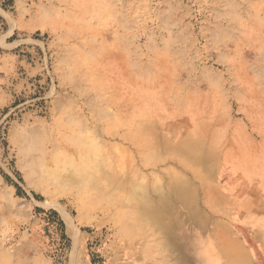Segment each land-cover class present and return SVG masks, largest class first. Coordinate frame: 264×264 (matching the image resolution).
Masks as SVG:
<instances>
[{
  "label": "rangeland",
  "instance_id": "obj_1",
  "mask_svg": "<svg viewBox=\"0 0 264 264\" xmlns=\"http://www.w3.org/2000/svg\"><path fill=\"white\" fill-rule=\"evenodd\" d=\"M18 1L41 69L11 92L1 36L0 264H189L185 222L205 264H264V0Z\"/></svg>",
  "mask_w": 264,
  "mask_h": 264
},
{
  "label": "crops",
  "instance_id": "obj_2",
  "mask_svg": "<svg viewBox=\"0 0 264 264\" xmlns=\"http://www.w3.org/2000/svg\"><path fill=\"white\" fill-rule=\"evenodd\" d=\"M0 16L4 20V27L0 31V38L3 34H6L5 47L6 49L2 51L6 54L7 61L9 62V75L8 81L10 80V84L12 87L10 91L20 92L22 89H25L28 78L21 77V70H23L28 77L34 76L40 72V65H34L31 63L29 58L21 53L25 51V48L31 50L30 46H24L21 50H15L14 48L17 46H12L16 41H26L28 38H24V36H29L31 34L30 29L33 25L32 22L26 17L25 9L20 6L18 0H14L12 10H4L0 8ZM11 18L13 21L18 22V27L12 25ZM21 36V39H13L9 40L12 36ZM21 44L25 45L27 42H22ZM3 48L4 46H1Z\"/></svg>",
  "mask_w": 264,
  "mask_h": 264
},
{
  "label": "bare ground",
  "instance_id": "obj_3",
  "mask_svg": "<svg viewBox=\"0 0 264 264\" xmlns=\"http://www.w3.org/2000/svg\"><path fill=\"white\" fill-rule=\"evenodd\" d=\"M27 145L28 146H26L25 149L28 150L30 153L37 152V147L35 145V142L28 143ZM47 155H48V153H46V151L38 153V155L36 153H34V155L32 156V161H31V172L32 173H34V174L40 173L43 175V173H41V172H44L43 171V162H44V159L46 158ZM44 170H45V168H44ZM162 207H163L162 210H164V211L168 210V206L164 205ZM147 208L150 209V206H148ZM149 211H150V213H152L149 215V217H153V214L155 215L154 211H151V210H149ZM162 229H163L164 233L168 234L170 227L163 226ZM170 231H171V229H170ZM188 231H191V234L194 235L193 238L191 235L190 240L187 236ZM199 234L202 235V229L200 226L192 228V227H189L185 222L184 225L182 224L179 227H177L176 229L174 228V230L171 232L170 239H168V238L167 239H168L169 244L171 246H175V248L177 250H179V253L181 254V256H183V254H184V256L187 258L189 264H205L204 256H203V252H202V247L200 248V245L196 243V239L198 238V236H200ZM172 241L174 244L172 243ZM211 241H212V239H211Z\"/></svg>",
  "mask_w": 264,
  "mask_h": 264
},
{
  "label": "built area",
  "instance_id": "obj_4",
  "mask_svg": "<svg viewBox=\"0 0 264 264\" xmlns=\"http://www.w3.org/2000/svg\"><path fill=\"white\" fill-rule=\"evenodd\" d=\"M14 0H0V8L2 9H7V8H11L13 5ZM2 20L0 19V26L2 25ZM32 86L36 85L34 82L31 83Z\"/></svg>",
  "mask_w": 264,
  "mask_h": 264
},
{
  "label": "trees",
  "instance_id": "obj_5",
  "mask_svg": "<svg viewBox=\"0 0 264 264\" xmlns=\"http://www.w3.org/2000/svg\"><path fill=\"white\" fill-rule=\"evenodd\" d=\"M12 1H13V0H12ZM53 213H54L55 215H57V213H56L55 211H54ZM60 223H61V224H63V222H62V221H60Z\"/></svg>",
  "mask_w": 264,
  "mask_h": 264
}]
</instances>
